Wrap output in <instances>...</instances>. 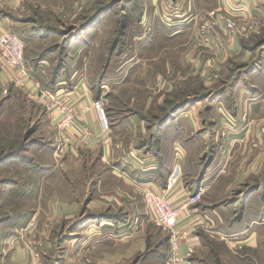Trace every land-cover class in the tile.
Masks as SVG:
<instances>
[{
    "label": "crops",
    "instance_id": "1",
    "mask_svg": "<svg viewBox=\"0 0 264 264\" xmlns=\"http://www.w3.org/2000/svg\"><path fill=\"white\" fill-rule=\"evenodd\" d=\"M151 2L139 20L142 35L136 33L137 22L126 19L122 37L132 36L137 43L123 49L119 44L124 41H116V60L103 65L100 57L93 60L97 45L85 40L90 29H80L69 40L65 59L54 71L53 90L67 96L77 113L84 105L103 101L111 128L101 133L93 109L86 117L91 129L101 134L95 143L84 147L73 142L60 152L86 151L92 159L97 153L98 181L119 183L128 190L139 187L137 181H151L155 191L167 193L175 206L203 191L201 200L184 208L179 217V226L188 232L181 253L185 255L188 247L194 250L190 264H264V26L260 34L242 38L229 36L224 25H217L210 46L223 41L225 48L219 53L199 44V26L209 10L231 9L241 19L264 17V0ZM41 7H45L41 0H0V32L12 29L27 39L53 35L52 26L41 24L43 30L31 16ZM144 22L150 33H144ZM211 56L217 62L209 81L204 69ZM49 58L35 66L36 72L51 66ZM38 84L42 83L31 76L29 89L36 91ZM48 119L55 132L57 119ZM132 153L146 164L126 165L125 155ZM177 157L183 177L167 192ZM42 198L41 193L19 196L17 212L0 215V264H46L47 253L40 247ZM71 202L53 211L49 200L48 212L77 217L69 235L84 239L79 231L88 227L84 222L91 216L87 208ZM1 206L5 211L11 208L8 201ZM43 233L47 238V229ZM102 235L79 241L77 249L88 248V239L97 241L90 245L97 252L106 245L122 249V242L131 238L121 229L107 239ZM169 244L168 237L146 259L157 263L166 259ZM97 255V264H104L105 253ZM66 262L70 264L69 259Z\"/></svg>",
    "mask_w": 264,
    "mask_h": 264
},
{
    "label": "rangeland",
    "instance_id": "2",
    "mask_svg": "<svg viewBox=\"0 0 264 264\" xmlns=\"http://www.w3.org/2000/svg\"><path fill=\"white\" fill-rule=\"evenodd\" d=\"M151 1L41 0L45 7L32 12L31 16L37 18L39 28H43L41 24L52 26L54 34L46 38L36 36L27 39V35L24 37L16 31L25 43V59L30 75L38 78V81L42 83L41 87L51 92L55 91L53 76L56 65L63 62L65 49L70 44L69 40L77 36L82 28L90 29L85 40H89L90 45L93 42L97 45L92 53L93 60L97 61L100 57L99 62L102 65L106 61L116 60L115 51L118 48L116 41H124L119 44L124 46L123 49L130 48V45L134 48L137 43L132 36L122 37L126 19L137 22L136 33L139 36L142 35L139 20L145 7L151 6ZM222 10L224 9H212L203 15L199 26L200 39L203 23L215 22L209 15L210 12H222ZM262 17L260 16L261 19ZM145 22L142 24L144 33H150L146 29ZM262 22L264 26V17ZM219 24L224 25L223 22L217 21L214 28ZM263 26L247 38L260 34ZM99 29L101 33L97 35ZM43 30L46 29L43 28ZM199 44L204 46L200 42ZM48 55L53 56L49 58ZM47 57L51 66L48 65L44 72H36L35 66L41 60L43 63ZM214 59L217 61V58L212 56L208 58L211 66ZM209 69L208 73L205 71V77L212 81L210 79L213 75L212 68ZM6 82L0 74V206L8 201L11 208L5 211L1 206L0 215L5 217L7 213L8 215L16 213L19 196L38 193L44 195L41 201L43 221L40 224L43 228L40 237L43 244L40 247L41 252L47 253V256H43L46 264H66L67 259L70 264H97V254L101 255L103 252L105 253L104 264H165V259L162 258L157 260L158 263L148 260L149 258L146 259L147 253H151L153 248L168 239V234L151 220L141 187L132 185L128 190L127 186L124 188L119 183H116L114 187L111 183L103 184V181H98L97 153L92 159L91 154L86 151L78 153L79 155L60 152L64 146L61 145L60 136L50 127L44 107L29 99L28 89L12 83L5 85ZM231 128L235 130L234 127ZM231 128L229 126L228 129L231 130ZM60 145V149L57 150ZM91 161L94 162L91 163ZM49 200L52 202L53 211L70 205V201L79 209L84 211L88 209L87 216L90 215L91 219L84 222L88 227L79 231V234L85 237L84 239H79L80 237L75 239L76 236L69 235L77 217L58 216L57 213L51 215L48 212ZM45 229H47V238L43 233ZM115 229H121L122 233L131 236L122 242V249L106 245L97 252L90 246L97 241L93 242L89 239L86 242L88 248L77 249L79 241L85 242L89 236L102 235V233L105 234L104 239L109 238L112 237ZM74 239L75 242L72 241ZM46 241L52 247L50 251L46 249ZM118 252L122 254L121 260Z\"/></svg>",
    "mask_w": 264,
    "mask_h": 264
},
{
    "label": "built area",
    "instance_id": "3",
    "mask_svg": "<svg viewBox=\"0 0 264 264\" xmlns=\"http://www.w3.org/2000/svg\"><path fill=\"white\" fill-rule=\"evenodd\" d=\"M236 11L224 9L222 12L211 11L210 16L214 19V23L204 22L201 26L200 43L209 47L212 41V33L217 21H221L225 25V29L229 36L249 37L263 26V17L249 16L241 19L236 15ZM224 42L219 41L210 50L217 53L224 50ZM214 59L213 66L207 63L205 71L208 73L209 68L216 65ZM0 74L8 83L28 89L29 99L42 105L51 119L56 118L55 131L60 136L61 145H71L78 142L84 147L90 146L101 135H97L87 121L86 115L93 109L97 113V120L101 129V133L110 130L105 104L101 100H96L91 104L84 105L80 113H77L72 106L70 99L62 93L51 92L45 87L38 84V89L32 91L29 89L30 70L25 59V43L24 40L14 32L8 29L0 32ZM61 145L57 148L60 149ZM137 153L125 155L124 163L126 165H144L145 160ZM150 164L148 166H152ZM183 177L182 164L179 157L175 161L167 181V192L171 191L179 185ZM142 190V195L149 209L151 220L160 228H162L169 237L170 248L166 256L165 264H190L194 250L188 247L185 255L181 253L182 242L187 239L188 232L179 226V217L183 209L189 205H194L201 200L203 191L188 196L186 202L180 206H175L167 193L156 192L151 181H137Z\"/></svg>",
    "mask_w": 264,
    "mask_h": 264
}]
</instances>
